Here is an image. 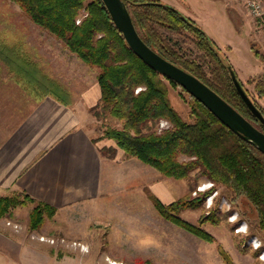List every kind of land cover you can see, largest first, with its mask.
<instances>
[{"label":"trees","instance_id":"trees-1","mask_svg":"<svg viewBox=\"0 0 264 264\" xmlns=\"http://www.w3.org/2000/svg\"><path fill=\"white\" fill-rule=\"evenodd\" d=\"M8 1L17 4L41 30L62 41L87 66L98 69L101 98L90 112L97 120L110 117L120 127H104L103 135L94 140L95 143L113 140L127 158L138 159L167 178L185 180L197 171L198 177L223 186L236 197H245L255 208L258 228L264 234V154L227 128L178 83L162 76L136 56L113 23L102 0ZM123 2L139 36L152 50L198 78L255 127L258 124L264 133V125L251 113L235 87L233 76L244 89L233 66L203 29L178 9L160 0ZM83 10L87 16L77 24ZM175 36L190 39L202 54L201 61L184 53ZM256 55L264 61V56L258 52ZM31 66L34 69V65ZM37 72V76L31 74L28 79L40 95H52L67 102V90L40 70ZM170 87L181 89L189 97L191 122L183 119L172 106ZM255 90L259 99H263V79L256 83ZM244 91L248 95V91ZM252 101L264 117V108ZM162 120L170 126L163 130L145 131L149 124ZM101 153L113 158L116 148H103ZM147 192L165 220L204 241L213 242L209 234L178 216L183 210L199 208L211 191L197 198L189 195L169 205ZM28 204L35 205L29 216L30 231L41 229L57 211L24 193H15L0 199V218L10 215L14 208ZM208 221L217 223L212 215L201 219L200 224Z\"/></svg>","mask_w":264,"mask_h":264},{"label":"crops","instance_id":"crops-1","mask_svg":"<svg viewBox=\"0 0 264 264\" xmlns=\"http://www.w3.org/2000/svg\"><path fill=\"white\" fill-rule=\"evenodd\" d=\"M160 1L192 19L214 41L225 35L228 29L225 7L230 9L234 13L232 22L246 34L252 55L255 23L238 1ZM214 2L221 3V14L210 8ZM22 18L18 6L15 8L9 1L0 0V197L24 193L54 207L56 215L50 220L55 225L56 217L76 218L79 213L97 210L103 197L117 193L119 179L128 181L135 176L134 169H140L143 174L144 168L131 160L135 158L121 163L125 154L115 141L94 142L102 123L90 112L101 98L97 70L31 21L23 27ZM262 37L261 34V43ZM217 45L225 50V46ZM252 57L248 75L243 78L231 62L242 81L260 74L263 69ZM38 70L67 90V102L52 95H40L28 79L31 74L37 76ZM261 104L264 107V100ZM110 147L116 148L113 158L101 153L103 148ZM45 227L40 232L46 235H54L58 228L56 225ZM0 228L1 264H87L88 260L97 264L100 261L101 256L93 253L82 255L81 262L73 257L57 259L51 246L40 242L36 233L29 238V233H16L5 222L0 223ZM105 261L115 262L108 256Z\"/></svg>","mask_w":264,"mask_h":264},{"label":"rangeland","instance_id":"rangeland-1","mask_svg":"<svg viewBox=\"0 0 264 264\" xmlns=\"http://www.w3.org/2000/svg\"><path fill=\"white\" fill-rule=\"evenodd\" d=\"M235 1H238V4L247 11V0ZM11 4L15 8L18 6L14 3ZM209 6L221 14V3L214 2ZM19 9L21 10L20 7ZM21 12L23 13L22 10ZM86 16L87 13L83 10L77 24H80ZM233 17L234 13L225 7V22L228 29H225V35L216 37V42L211 39L220 50L221 55L227 58L229 55L228 60L231 59L230 63L235 65L241 78L248 75L250 63L253 61L252 56L260 62L263 67L260 74L244 81L236 74L244 89L248 91L251 100L263 107L261 101L264 98L259 99L255 90L256 83L264 80V61L256 55L258 52L264 56V37H262V43L260 41L263 30L251 17L255 23L251 37V55L248 38L243 30L237 29L236 23L232 22ZM8 19L10 18L8 17ZM20 20L23 21V27H27L30 21L24 13ZM10 24L13 25L14 22L10 21ZM34 26L36 25L34 24ZM175 38L179 40L184 53H187L192 59L201 61L202 54L190 39L179 36H175ZM55 40L59 44H64L58 39ZM216 43L222 47L225 46V50H221ZM93 69L99 72L98 69ZM250 80H254V82L250 83ZM169 99L178 114L187 122H191L189 97L181 89L170 87ZM99 121L102 123L96 139L103 135L104 127H120V124L110 117ZM169 126L167 121L162 120L159 123L149 124L145 131L163 130ZM256 127H259L258 124ZM127 159L130 158L125 156L121 163H126ZM131 160L141 164L144 168L143 174L140 169H134L135 176L133 178L128 181L119 179L117 193L111 197H103L101 206L93 212L79 213L76 218L73 216L56 217L54 222L58 228L55 229L54 235H46L40 231L45 225H47L45 228L55 227L50 219L56 214L48 218L41 229L29 230V216L35 207L34 204L14 208L10 211V215L0 218V223L5 222V225L16 233H29V238L33 236V233H36L34 235L38 236L40 242L51 246L52 253L57 259L73 257L77 260L79 258L81 262L82 255L93 253V255L101 256L97 264H107L105 256H108L110 260H115L112 263L107 261L109 264H264V261L259 259L261 254H264V234L258 228L255 208L245 197H236L223 186H217L204 177H198L197 171L193 172L188 179L175 180L164 177L157 170L138 159ZM147 190L149 195L155 196L165 205L172 204L189 195L197 198L200 194L211 191L199 208L183 210L178 216L209 234L213 238V242L204 241L165 220L155 208ZM11 195L13 194L1 196L0 199ZM212 215L217 220L216 224H212L210 221L200 224L201 219ZM123 223L125 225H120ZM245 226L246 233L240 232L239 229ZM0 232H2L1 228ZM255 239L261 244L259 249L251 247ZM85 247L87 248L86 252L83 251ZM85 263L93 264L94 262L88 260Z\"/></svg>","mask_w":264,"mask_h":264},{"label":"water","instance_id":"water-1","mask_svg":"<svg viewBox=\"0 0 264 264\" xmlns=\"http://www.w3.org/2000/svg\"><path fill=\"white\" fill-rule=\"evenodd\" d=\"M113 23L123 34L130 49L146 65L162 76L178 83L192 97L203 104L216 118L235 134L255 146L264 154V133L250 123L237 110L223 100L215 91L198 78L174 65L152 50L139 36L131 15L123 0H102ZM235 87L255 118L264 125V117L246 94L241 84L233 76Z\"/></svg>","mask_w":264,"mask_h":264},{"label":"built area","instance_id":"built-area-1","mask_svg":"<svg viewBox=\"0 0 264 264\" xmlns=\"http://www.w3.org/2000/svg\"><path fill=\"white\" fill-rule=\"evenodd\" d=\"M246 9L250 16L262 28L264 37V0H247Z\"/></svg>","mask_w":264,"mask_h":264},{"label":"clouds","instance_id":"clouds-1","mask_svg":"<svg viewBox=\"0 0 264 264\" xmlns=\"http://www.w3.org/2000/svg\"><path fill=\"white\" fill-rule=\"evenodd\" d=\"M239 231H240V232H245V233H246V231H247L246 226H245V227H241V228L239 229ZM251 247L254 248V249H259V248L261 247V244L255 239V240H253ZM83 251L86 252V251H87V248H86V247L83 248ZM259 259H260L261 261H264V254H261V256H260Z\"/></svg>","mask_w":264,"mask_h":264}]
</instances>
